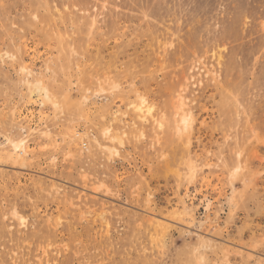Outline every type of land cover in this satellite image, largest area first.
Instances as JSON below:
<instances>
[{
    "label": "rangeland",
    "instance_id": "1",
    "mask_svg": "<svg viewBox=\"0 0 264 264\" xmlns=\"http://www.w3.org/2000/svg\"><path fill=\"white\" fill-rule=\"evenodd\" d=\"M0 264H264V0H0Z\"/></svg>",
    "mask_w": 264,
    "mask_h": 264
},
{
    "label": "bare ground",
    "instance_id": "2",
    "mask_svg": "<svg viewBox=\"0 0 264 264\" xmlns=\"http://www.w3.org/2000/svg\"><path fill=\"white\" fill-rule=\"evenodd\" d=\"M34 93L37 96L44 95L45 97H49V94H48L47 89L45 87H43V86H40V85H37L35 87ZM134 109L137 112V115H138L139 119L141 120V122L146 123V122L150 121V119L153 117V115H152V108L143 105V103L134 104ZM181 121H182V123L184 124L185 127H188L189 126V119H188V116L187 115H183ZM12 145H13V148H14L13 150L14 151L20 150V148H21V145L18 142H16V141H12ZM8 151L5 150V152H8ZM101 215H102V218H104L103 213ZM20 223L21 224H25V221H24V218L23 217L21 218Z\"/></svg>",
    "mask_w": 264,
    "mask_h": 264
},
{
    "label": "built area",
    "instance_id": "3",
    "mask_svg": "<svg viewBox=\"0 0 264 264\" xmlns=\"http://www.w3.org/2000/svg\"><path fill=\"white\" fill-rule=\"evenodd\" d=\"M82 146H83L84 148H86V147H87V141H83Z\"/></svg>",
    "mask_w": 264,
    "mask_h": 264
}]
</instances>
